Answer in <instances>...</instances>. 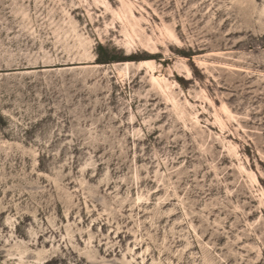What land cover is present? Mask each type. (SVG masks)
I'll return each mask as SVG.
<instances>
[{"label":"rangeland","instance_id":"rangeland-1","mask_svg":"<svg viewBox=\"0 0 264 264\" xmlns=\"http://www.w3.org/2000/svg\"><path fill=\"white\" fill-rule=\"evenodd\" d=\"M0 264H264V0H0Z\"/></svg>","mask_w":264,"mask_h":264},{"label":"bare ground","instance_id":"bare-ground-1","mask_svg":"<svg viewBox=\"0 0 264 264\" xmlns=\"http://www.w3.org/2000/svg\"><path fill=\"white\" fill-rule=\"evenodd\" d=\"M150 61H142V62H140V64H139V66L140 67H146V66H148L150 63H149ZM187 72H188V75H189V71L187 70Z\"/></svg>","mask_w":264,"mask_h":264}]
</instances>
